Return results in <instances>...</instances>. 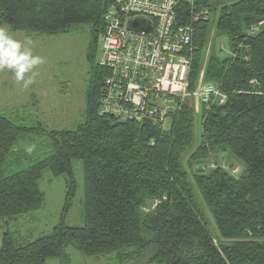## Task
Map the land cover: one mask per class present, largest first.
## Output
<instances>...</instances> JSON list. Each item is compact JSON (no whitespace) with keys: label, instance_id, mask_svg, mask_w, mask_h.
<instances>
[{"label":"trees","instance_id":"trees-1","mask_svg":"<svg viewBox=\"0 0 264 264\" xmlns=\"http://www.w3.org/2000/svg\"><path fill=\"white\" fill-rule=\"evenodd\" d=\"M111 1L0 0V22L13 32L55 37L77 26L92 29L83 123L49 130L37 118L34 123L27 113L32 106L0 111V222L44 207L39 183L46 172L66 176V213L76 194L73 162L79 160L85 225L67 227L62 220L31 242L8 231L0 264H70L69 248L87 258L114 255L119 261L149 253L148 263L264 264V0L206 5L217 20L214 31L212 16L194 26L189 91L202 76L227 100H211L196 113L190 98L166 126L119 123L99 114L108 71L98 64V53ZM177 12L179 22L189 21L187 4ZM31 144L36 149L29 155L25 148ZM226 147L244 171L225 163L206 167ZM195 187L221 239L210 234Z\"/></svg>","mask_w":264,"mask_h":264},{"label":"built area","instance_id":"built-area-1","mask_svg":"<svg viewBox=\"0 0 264 264\" xmlns=\"http://www.w3.org/2000/svg\"><path fill=\"white\" fill-rule=\"evenodd\" d=\"M216 1L112 0L98 53V64L108 71L99 114L119 123L166 126L190 98L196 113L211 100L225 104L227 96L202 76L195 91H189L194 26L210 20L206 5ZM181 4L189 6L185 24L179 22ZM137 19L150 22L153 30L130 31V22Z\"/></svg>","mask_w":264,"mask_h":264},{"label":"rangeland","instance_id":"rangeland-1","mask_svg":"<svg viewBox=\"0 0 264 264\" xmlns=\"http://www.w3.org/2000/svg\"><path fill=\"white\" fill-rule=\"evenodd\" d=\"M216 20L217 14H214L211 21L213 31ZM0 26L6 27L10 35L18 40L23 41L26 36H30L34 41L33 54L43 57L45 61L33 69L38 75L35 77V82L27 88L17 82L11 72L0 71V111H12L26 105L32 106L29 107L30 110L27 113L30 114L34 123L37 118L49 130H72L83 123L86 108L85 97L89 82V65L86 56L92 41L91 26H77L72 28L68 34L55 37L13 32L1 22ZM226 52L227 50L224 49V53ZM208 53H210V49ZM169 124L170 122L167 123V125ZM196 134L197 136L200 134V117H197ZM198 144L199 137L195 147ZM214 156L213 160L205 162L207 168H210L214 163L219 165L225 163L222 166L226 168L233 166L237 168L238 172L245 169V165L232 155L228 147ZM73 172L76 194L67 212L64 213L67 197L66 176L54 177L51 172H46L39 183L40 190L45 195L44 207L40 211L24 215L16 221L0 222V247L4 234L8 231L14 233L18 240L31 242L50 234L62 220L67 227L80 228L85 225L83 217L85 177L81 161L73 162ZM194 195L210 234L216 239H221L212 212L196 187ZM151 208L152 204L146 208L147 212ZM68 254L71 258L70 264H159L148 263L149 253L140 255V257L132 256L129 258L131 260L124 261H119L114 255L87 258L73 248L68 249ZM47 264H62V262L53 259Z\"/></svg>","mask_w":264,"mask_h":264},{"label":"clouds","instance_id":"clouds-1","mask_svg":"<svg viewBox=\"0 0 264 264\" xmlns=\"http://www.w3.org/2000/svg\"><path fill=\"white\" fill-rule=\"evenodd\" d=\"M34 41L26 36L23 41L15 39L9 30L0 26V71H9L14 75L17 82L27 88L35 82L38 75L33 69L43 64L44 58L34 55L32 46ZM36 149L35 144L25 148L27 154L31 155Z\"/></svg>","mask_w":264,"mask_h":264},{"label":"water","instance_id":"water-1","mask_svg":"<svg viewBox=\"0 0 264 264\" xmlns=\"http://www.w3.org/2000/svg\"><path fill=\"white\" fill-rule=\"evenodd\" d=\"M129 30L133 32H151L153 30V26L146 20L137 19L130 22Z\"/></svg>","mask_w":264,"mask_h":264}]
</instances>
